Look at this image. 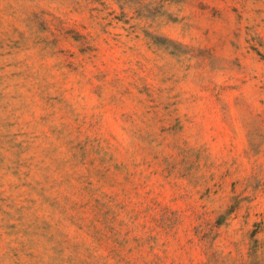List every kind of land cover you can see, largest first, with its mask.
<instances>
[{"label": "rangeland", "instance_id": "obj_1", "mask_svg": "<svg viewBox=\"0 0 264 264\" xmlns=\"http://www.w3.org/2000/svg\"><path fill=\"white\" fill-rule=\"evenodd\" d=\"M0 264H264V0H0Z\"/></svg>", "mask_w": 264, "mask_h": 264}]
</instances>
